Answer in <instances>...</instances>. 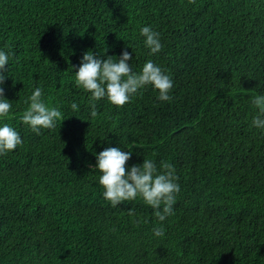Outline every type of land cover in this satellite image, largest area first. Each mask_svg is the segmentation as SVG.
Returning <instances> with one entry per match:
<instances>
[{
	"label": "trees",
	"instance_id": "obj_1",
	"mask_svg": "<svg viewBox=\"0 0 264 264\" xmlns=\"http://www.w3.org/2000/svg\"><path fill=\"white\" fill-rule=\"evenodd\" d=\"M145 24L163 43L152 56ZM125 47L134 70L147 59L168 70L172 100L149 85L121 107L97 101L91 117L72 65ZM0 48L13 54L6 122L24 141L0 155V264H264V130L251 125L264 0H0ZM35 86L66 117L39 135L19 119ZM132 145L128 164L175 166L180 192L163 222L139 199L113 208L101 195L94 153Z\"/></svg>",
	"mask_w": 264,
	"mask_h": 264
},
{
	"label": "clouds",
	"instance_id": "obj_2",
	"mask_svg": "<svg viewBox=\"0 0 264 264\" xmlns=\"http://www.w3.org/2000/svg\"><path fill=\"white\" fill-rule=\"evenodd\" d=\"M139 36L142 37L143 47L148 50L149 56L162 51L161 34L152 25H142L139 28ZM106 53V48L102 52L88 50L81 57L78 66L72 65L76 68L75 86L88 94L91 117L97 115V101L107 99L111 104L121 107L133 96L141 95L149 85L157 91V100H172L170 93L174 80L167 69L152 59H147L138 71L134 70L132 64H129V61L133 60L132 52L128 51L127 47L123 48L119 55ZM12 55L10 51L0 48V155L16 150L24 142L19 131L6 122L10 119L13 104L12 100L6 98L3 85L11 76L8 68ZM44 97L43 87H33L30 95L24 100L27 108L19 117L37 135L42 129L56 128L57 123L61 124L66 118L59 105H50ZM251 104L256 109L251 118V125L264 130V94L253 96ZM70 108L78 112L80 105L73 101ZM133 145L131 148L126 146L127 151L122 150L120 146H110L94 153L95 164L92 168L100 173L98 183L103 188L101 195L113 208L139 199L152 209L160 222H163L174 214V205L180 192L175 166L164 160L158 164L155 159L144 156L142 163L128 164L133 155ZM128 214L134 216V209H128ZM136 222L141 221L137 219ZM152 232L156 237H163V224L153 226Z\"/></svg>",
	"mask_w": 264,
	"mask_h": 264
}]
</instances>
